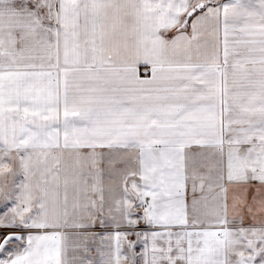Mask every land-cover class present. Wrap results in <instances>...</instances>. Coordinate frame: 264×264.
<instances>
[{
  "label": "snow or ice",
  "instance_id": "snow-or-ice-1",
  "mask_svg": "<svg viewBox=\"0 0 264 264\" xmlns=\"http://www.w3.org/2000/svg\"><path fill=\"white\" fill-rule=\"evenodd\" d=\"M0 264H264V0H0Z\"/></svg>",
  "mask_w": 264,
  "mask_h": 264
}]
</instances>
